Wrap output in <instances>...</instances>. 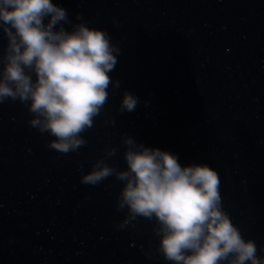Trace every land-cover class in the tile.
<instances>
[{"label": "water", "instance_id": "1", "mask_svg": "<svg viewBox=\"0 0 264 264\" xmlns=\"http://www.w3.org/2000/svg\"><path fill=\"white\" fill-rule=\"evenodd\" d=\"M106 30L121 52L108 103L67 154L30 123L19 101L0 104V264H171L155 222L119 227L122 183L81 182L107 148L123 169L125 135L203 162L220 177L224 210L264 256V0H53ZM7 37L0 30V57ZM124 91L139 98L119 110Z\"/></svg>", "mask_w": 264, "mask_h": 264}, {"label": "clouds", "instance_id": "2", "mask_svg": "<svg viewBox=\"0 0 264 264\" xmlns=\"http://www.w3.org/2000/svg\"><path fill=\"white\" fill-rule=\"evenodd\" d=\"M71 24L68 10L53 0H0V30L7 45L0 57V104H24L29 123L53 139L60 153L87 144L82 136L108 103V88L120 87L109 75L121 49L110 34L91 27L80 13ZM139 98L124 91L121 113L135 111ZM126 167L107 162V148L81 182L96 185L109 177L122 183L119 227L143 218L155 222L157 251L171 264H264L257 245L245 238L224 210L217 171L203 162L181 164L177 155L145 146L125 135Z\"/></svg>", "mask_w": 264, "mask_h": 264}]
</instances>
